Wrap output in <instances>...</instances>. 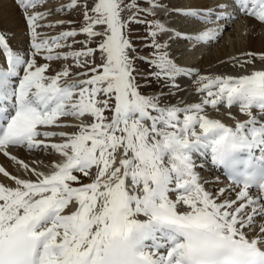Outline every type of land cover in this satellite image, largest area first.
I'll return each mask as SVG.
<instances>
[{"label": "snow or ice", "instance_id": "1", "mask_svg": "<svg viewBox=\"0 0 264 264\" xmlns=\"http://www.w3.org/2000/svg\"><path fill=\"white\" fill-rule=\"evenodd\" d=\"M11 3L27 43L0 27V153L28 178L0 166L15 184L0 182V264H264V52L230 57L233 75L172 49L218 41L241 16L264 28V0ZM183 79L196 101L172 102ZM13 150L56 158L41 170Z\"/></svg>", "mask_w": 264, "mask_h": 264}, {"label": "bare ground", "instance_id": "2", "mask_svg": "<svg viewBox=\"0 0 264 264\" xmlns=\"http://www.w3.org/2000/svg\"><path fill=\"white\" fill-rule=\"evenodd\" d=\"M64 0H56V3H63ZM192 2V0H172V3L176 6H181ZM197 2H203L211 5L214 0H197ZM163 12L160 13L162 15ZM53 19H61L58 13ZM173 23L179 24V21L173 17ZM24 21L21 18L20 11L11 3V0L4 3L0 8V27L9 29L14 32L15 39L12 41L15 47H24L23 42L27 38L24 33ZM223 23V22H217ZM230 27L225 25L226 31L222 33L221 38L218 41L208 42L205 46L198 48L193 52L191 48L187 53H183L180 50L187 47L185 43L177 42L173 53L181 56L180 63H186L189 65H195L201 70V72L210 73H224V74H238L237 70L229 62L230 57L239 56L245 52H264V28L256 24L253 20H246L243 16L239 19L229 21ZM213 23L206 25H196L195 27H215ZM185 31H192L191 28L184 29ZM178 53V54H177ZM264 65H261L257 59L255 68L259 69ZM182 90L179 95V100L187 102H194L198 97L193 93L190 79H183L181 81ZM225 113L224 109H221V113L211 112L216 118L223 120L226 123H234ZM233 115L240 120L247 119V117L239 112L238 108L232 109ZM13 155H16L20 160H23L29 164L36 162L35 166L40 167L41 170H47L45 166L51 164L55 156L42 154V153H29L26 150H13ZM0 166L4 167L9 173L14 176H20L22 178H28V174L25 173L23 168L10 157L0 153ZM202 176L212 179V176L207 174H201ZM209 176V177H208ZM35 178V177H31ZM0 182L8 186H15L14 182L4 177L0 173ZM223 186V183L220 185Z\"/></svg>", "mask_w": 264, "mask_h": 264}, {"label": "rangeland", "instance_id": "3", "mask_svg": "<svg viewBox=\"0 0 264 264\" xmlns=\"http://www.w3.org/2000/svg\"><path fill=\"white\" fill-rule=\"evenodd\" d=\"M63 3H66V0H64ZM59 14H60V17L63 18V19H72V20H76V21L80 20V16L77 13H75V12H73L71 14L62 12V13H59ZM126 15H127V13H126ZM160 16L163 17V14L160 15ZM151 18L152 17H150V16L148 17V19H151ZM23 25H24V23H23ZM132 27H133V31H132V34H131L132 41L134 42L136 47L138 49H140V53H139L140 55H147V51L148 50L143 49L144 40L141 39V37H143L144 34H145L144 26L143 25H133ZM24 28H25V25H24ZM43 31L48 32L50 35H52V34H55L58 31H60V29L59 28L51 29V30L50 29H43ZM83 38H84L83 36H78L76 39L77 40H82ZM26 43H27V40H25V42H23L24 47L26 46ZM12 45H13V47H15V44H13V42H12ZM76 47L79 48V47H81V45L77 44ZM175 47H176V44H173L172 49L174 50ZM142 52H143V54H142ZM43 62L44 61L41 60V63H43ZM138 63L140 64L141 68H146L147 67L142 62L138 61ZM53 67H59V65L54 63ZM149 91H151V89H149ZM178 99H179V95L173 97L172 98V102H177Z\"/></svg>", "mask_w": 264, "mask_h": 264}]
</instances>
